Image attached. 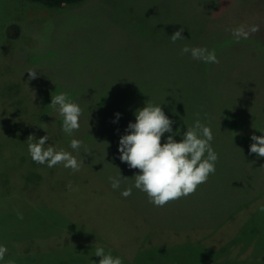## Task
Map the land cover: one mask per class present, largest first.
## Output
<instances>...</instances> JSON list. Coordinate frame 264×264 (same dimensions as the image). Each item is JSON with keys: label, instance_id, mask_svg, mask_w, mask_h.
<instances>
[{"label": "rangeland", "instance_id": "374dc122", "mask_svg": "<svg viewBox=\"0 0 264 264\" xmlns=\"http://www.w3.org/2000/svg\"><path fill=\"white\" fill-rule=\"evenodd\" d=\"M21 3L0 0V31L14 41L0 45V187H18L99 238L65 230L16 241V249L34 252L33 264H58L62 248L89 244L108 247L123 264H264V157L250 153L252 135L264 136V0H85L63 9ZM240 25L259 31L237 43L230 29ZM182 27L185 39L173 43ZM185 46L214 49L219 63L194 60L182 54ZM61 93L82 109L71 135L50 106ZM148 103L175 115L177 142L197 119L209 126L218 154L206 183L163 207L135 187L131 198L121 195L139 170L121 162L119 141ZM46 135L45 148L71 152L80 171L33 162L28 137ZM72 139L82 141L78 151ZM109 177L121 180L119 189ZM212 223L222 226L214 239L206 236ZM86 257L82 264L95 263Z\"/></svg>", "mask_w": 264, "mask_h": 264}, {"label": "clouds", "instance_id": "9594fccd", "mask_svg": "<svg viewBox=\"0 0 264 264\" xmlns=\"http://www.w3.org/2000/svg\"><path fill=\"white\" fill-rule=\"evenodd\" d=\"M183 27L176 31L171 37L175 43L177 40L185 39L182 36ZM234 41L239 43L241 39H247L251 34L259 31V25H252L246 29L240 25L230 29ZM182 54L191 55L192 59L207 64H218L215 50L209 51L206 47L185 46ZM29 80L37 78V71L29 69ZM50 106L62 117V131L71 135L80 128L81 107L72 102L67 94L61 93L52 95ZM119 113L117 117H119ZM199 114H197L198 116ZM136 122L129 123L126 132L119 141V159L127 163L130 169H138L139 173L134 176V185L121 192L124 198L132 194V187L146 193L148 200L154 206L163 207L170 202L194 194L197 188L206 183L209 176L216 171L218 154L213 150L211 141L213 133L209 126H205L199 119L194 126H188L187 131L182 133V140L177 142L174 138L178 132L173 133V121L166 116L161 106H154L148 103L146 107L138 109L135 113ZM165 133H171L166 143H161ZM49 136L41 137L38 142L33 136L28 137V152L33 162L40 165H47L53 168L63 165L71 169L73 173L80 171L82 162L78 161L71 152L63 149L57 151L52 145L45 148ZM253 143L250 146V153L264 157V136L252 135ZM35 141V142H33ZM82 141L72 139L70 147L78 151ZM85 151L87 148L85 147ZM127 179V178H125ZM111 187L120 188L121 180L116 177H109ZM71 189L72 185H68ZM260 211L264 212V205ZM22 219V215L20 217ZM7 253V247L0 245V261H3ZM94 255L101 257L99 264H123L120 257H113L111 253H105L104 248L96 247ZM6 264H15L9 260Z\"/></svg>", "mask_w": 264, "mask_h": 264}, {"label": "trees", "instance_id": "16d2710c", "mask_svg": "<svg viewBox=\"0 0 264 264\" xmlns=\"http://www.w3.org/2000/svg\"><path fill=\"white\" fill-rule=\"evenodd\" d=\"M21 6L26 4H31L33 7H46L48 9H63L73 5L80 4L85 0H21ZM27 38V37H24ZM7 44L13 45L14 41H11L5 33L0 31V45ZM188 94H182L181 100L185 102L182 98ZM135 109L129 110V113L134 112ZM237 116V115H236ZM170 120L175 119V115L169 117ZM228 121L230 118L226 117ZM226 125L223 124L221 128H225ZM221 134L222 131L220 130ZM220 133L218 132V135ZM30 177H28L29 179ZM252 183V182H251ZM253 186H255L252 183ZM256 187V186H255ZM257 189L255 190L256 193ZM96 195L99 194V191L95 192ZM108 194V193H107ZM106 194V196H107ZM142 197V193H139ZM4 197V198H3ZM132 196L130 195L129 198ZM235 196H230L229 201L235 203ZM97 199V198H96ZM104 206L108 208V200L99 198ZM242 201H248L247 198H244ZM231 204V203H230ZM22 215V219L19 218ZM264 217V216H262ZM79 218L85 223L88 220ZM73 218H67L60 212L50 209L49 207L39 206L27 198L26 194L23 193L18 187H9L3 188L0 187V245L7 247V253L3 261H0V264H6L7 261L12 260L15 264H33L32 255L34 252H20L16 249V241L30 242L33 238L42 239V237L57 234L65 230H70L72 233L76 234L80 238L85 240L93 241L99 237L95 235L94 231H90L85 225L79 222H72ZM90 223V222H89ZM92 224V223H91ZM221 225L219 223L210 224L206 229L208 233L206 236L209 238H216L218 233L221 230ZM43 231H48L43 233ZM256 232V231H251ZM34 239V240H35ZM74 247V248H73ZM77 247V248H75ZM95 248L92 244L88 246H72L71 248L64 247L62 252H59V257L57 259L58 264H82L83 260H88L86 255L92 256L95 258V263L99 264L100 257H97L94 254ZM105 253L107 252L108 247H103ZM92 253V254H91ZM54 255H49V261L52 260ZM36 259L37 256H36ZM89 261V260H88Z\"/></svg>", "mask_w": 264, "mask_h": 264}]
</instances>
